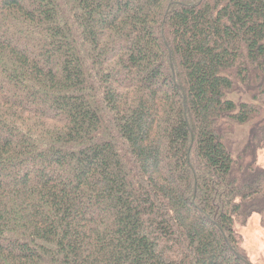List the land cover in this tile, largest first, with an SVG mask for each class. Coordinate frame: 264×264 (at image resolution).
I'll return each instance as SVG.
<instances>
[{"label":"trees","instance_id":"16d2710c","mask_svg":"<svg viewBox=\"0 0 264 264\" xmlns=\"http://www.w3.org/2000/svg\"><path fill=\"white\" fill-rule=\"evenodd\" d=\"M262 146L264 0H0V264H252Z\"/></svg>","mask_w":264,"mask_h":264},{"label":"rangeland","instance_id":"374dc122","mask_svg":"<svg viewBox=\"0 0 264 264\" xmlns=\"http://www.w3.org/2000/svg\"><path fill=\"white\" fill-rule=\"evenodd\" d=\"M248 131L249 125H230L226 136L234 154L246 142ZM256 158L257 163L264 167V146L257 149ZM235 229L241 236V244L248 260L252 264H264V217L261 218L257 212H253L244 225L235 224Z\"/></svg>","mask_w":264,"mask_h":264}]
</instances>
